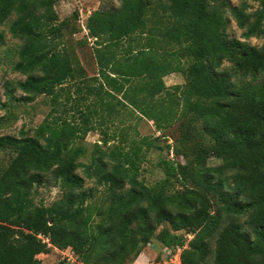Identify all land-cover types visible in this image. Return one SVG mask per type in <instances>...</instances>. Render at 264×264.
I'll list each match as a JSON object with an SVG mask.
<instances>
[{
    "label": "trees",
    "instance_id": "1",
    "mask_svg": "<svg viewBox=\"0 0 264 264\" xmlns=\"http://www.w3.org/2000/svg\"><path fill=\"white\" fill-rule=\"evenodd\" d=\"M58 1L0 0V24L12 18L9 30L22 41L14 69L26 75L7 83L11 98L20 89L17 100L31 102L71 81L76 105L68 115L52 109L33 134H0V153L13 152L0 164V264H42L38 255L53 248L81 264H133L154 238L182 247L183 264H264V43L226 33L230 11L245 39L263 37L264 0L253 12L230 0H119L97 9L87 20L99 66L92 76L66 46L81 27L60 19ZM5 43L0 30V50ZM173 72L186 82L161 93ZM129 107L159 130L179 118L175 151L185 161H164L167 177L153 185L140 166L158 137L104 147ZM99 126L109 131L88 156L82 142ZM212 154L222 164L208 166ZM48 175L62 195L36 203Z\"/></svg>",
    "mask_w": 264,
    "mask_h": 264
},
{
    "label": "rangeland",
    "instance_id": "2",
    "mask_svg": "<svg viewBox=\"0 0 264 264\" xmlns=\"http://www.w3.org/2000/svg\"><path fill=\"white\" fill-rule=\"evenodd\" d=\"M151 1L155 2L158 0ZM230 2L234 6L246 5L248 12H253L261 6V0H230ZM119 5V0H60L56 4V11L61 20L69 19L81 27L78 33L66 36V46L73 52L72 55L78 58L79 64L85 68L86 74L89 76L98 74L99 66L95 56L96 40L89 36L87 29L88 17L97 9L113 8ZM76 12H78V18L75 16ZM226 14L230 19L226 27V33L230 37L246 40L257 47L262 46L264 36L245 39L243 37L244 30L239 27L230 11ZM11 20L12 18L5 24H0V30L4 31L6 35V43L0 50V134L17 136L22 128L33 134L35 128L42 123L52 109H55L58 114L68 115L76 110V105L68 96V90L72 86L71 81H67L63 86L51 88V92L39 95L31 102L26 103L17 100L18 97L24 95L20 89L14 92L16 99L11 98V95L8 93L7 83L9 81L17 82L26 78V75L14 69L15 63L19 60L22 41L14 37L10 32L9 25ZM230 66L231 63L229 61L224 63V68ZM185 82L186 78L183 73H170L163 77L161 84H158V87L162 90V92L160 90L158 93H164V88L166 87L184 84ZM119 118H123L122 123L118 122ZM119 118L115 124H110V141L108 146L104 147L119 143L123 137L126 139L125 142L128 146L133 144V139L140 140L144 137L151 140L156 137L159 139L153 142L140 166V179L144 180L147 184L153 185L167 177L164 170V161H185L182 157L178 158L175 151L181 134L179 118L164 130H159L153 120L142 116L138 111H134L130 107L126 108ZM107 130L104 126H99L87 134L82 143L87 147L88 156L94 150V143H103L105 131ZM121 133H123V136H121ZM144 148L146 147L144 146ZM12 155L13 152L11 150L0 153L1 168L10 162ZM80 159L83 161L88 160L84 156ZM220 164H222V159L217 158L214 154L207 161V165L212 167ZM78 172L85 175L83 168H79ZM228 174L230 175L231 173L228 172ZM172 183L173 187L183 189L181 180L173 178ZM86 186H95L98 187V191L102 190L101 187L95 184L93 179L86 178ZM62 191L61 185L56 182L52 175H48L45 183L35 187L33 196L36 203L49 205L61 197ZM98 195H100V192H98ZM241 221H245V218H242ZM183 232L185 233V230ZM192 238L193 235L189 234V239ZM177 248H172L171 250L165 249L164 245L154 238L143 247L136 260L139 259V264H173L174 262L175 264H179V261L183 264V250L178 253ZM38 257L43 261L42 264H80L77 256L70 250L53 248L49 255L42 253Z\"/></svg>",
    "mask_w": 264,
    "mask_h": 264
},
{
    "label": "built area",
    "instance_id": "3",
    "mask_svg": "<svg viewBox=\"0 0 264 264\" xmlns=\"http://www.w3.org/2000/svg\"><path fill=\"white\" fill-rule=\"evenodd\" d=\"M40 236H41L42 238H44L42 235H40ZM45 239H46V238H44V240H45ZM182 250H183L182 247L178 246V248H177V252L180 253V252H182ZM176 256H177V258H178V255H177V254H176ZM80 264H81V263H80ZM179 264H181L180 261H179Z\"/></svg>",
    "mask_w": 264,
    "mask_h": 264
},
{
    "label": "crops",
    "instance_id": "4",
    "mask_svg": "<svg viewBox=\"0 0 264 264\" xmlns=\"http://www.w3.org/2000/svg\"><path fill=\"white\" fill-rule=\"evenodd\" d=\"M164 248H165V249H169V248H167V247H165V246H164ZM169 250H171V249H169ZM47 255H49V254H47ZM42 262H43V261H42ZM48 262H51V261H48ZM171 262H173V261H171ZM139 263H140V261H139V259H138V260L134 261L133 264H139ZM166 263H167V262H166ZM169 264H172V263H169ZM173 264H175V262H174Z\"/></svg>",
    "mask_w": 264,
    "mask_h": 264
}]
</instances>
